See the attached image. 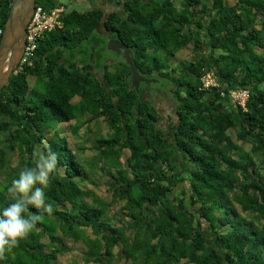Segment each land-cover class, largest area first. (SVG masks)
<instances>
[{
	"label": "trees",
	"instance_id": "16d2710c",
	"mask_svg": "<svg viewBox=\"0 0 264 264\" xmlns=\"http://www.w3.org/2000/svg\"><path fill=\"white\" fill-rule=\"evenodd\" d=\"M120 1L108 10L36 0L65 8L0 89V210L35 166L33 146L47 142L59 157L46 189L54 212L0 264H264V0ZM10 4L0 0V28ZM102 19L139 71L175 90L170 120L132 86L124 59L106 54ZM209 72L227 88L205 86ZM239 89L244 107L229 98ZM99 120L108 132L86 169L55 128L74 121L77 135ZM91 173L107 199L86 185Z\"/></svg>",
	"mask_w": 264,
	"mask_h": 264
},
{
	"label": "clouds",
	"instance_id": "9594fccd",
	"mask_svg": "<svg viewBox=\"0 0 264 264\" xmlns=\"http://www.w3.org/2000/svg\"><path fill=\"white\" fill-rule=\"evenodd\" d=\"M235 91H231V96ZM32 158L35 166L22 170L8 188L14 202L0 210V260L6 259V253L35 230L44 214L50 216L54 212L46 189L58 170L59 157L43 142L33 146ZM33 208L35 212L31 211Z\"/></svg>",
	"mask_w": 264,
	"mask_h": 264
},
{
	"label": "water",
	"instance_id": "95a60500",
	"mask_svg": "<svg viewBox=\"0 0 264 264\" xmlns=\"http://www.w3.org/2000/svg\"><path fill=\"white\" fill-rule=\"evenodd\" d=\"M36 0H11L9 11L0 37V89L7 85L10 76L16 72V68L25 45L26 25L29 21ZM106 13L104 17H106ZM104 19V18H103ZM103 19L99 25V31L104 33ZM111 34V31H108ZM106 48L122 57L130 68V81L132 86L139 91V84L146 85L152 79L139 73L133 61L130 48L125 46L119 39L109 36Z\"/></svg>",
	"mask_w": 264,
	"mask_h": 264
},
{
	"label": "rangeland",
	"instance_id": "374dc122",
	"mask_svg": "<svg viewBox=\"0 0 264 264\" xmlns=\"http://www.w3.org/2000/svg\"><path fill=\"white\" fill-rule=\"evenodd\" d=\"M58 1L61 4H68L70 0H58ZM76 2H81L83 5H85L88 8L91 6H98V7H103L106 9L108 8V10H109V8H113L116 6V2H114L113 0H76ZM227 2L232 3V2H234V0H227ZM190 47H191L190 45H187V46H184L183 48H181V50H179L176 53V59H181V58H185L186 56H188V53L190 51ZM106 54H108L109 58H115L116 57V53L113 51H106ZM166 58H167L168 62L170 63L169 65L172 66V63H171L172 57L169 55V56H166ZM202 79H203L205 86H207V85L217 86L218 85L219 88L222 90H225L227 88L225 86L222 87L220 84H218L215 76L210 72L205 74V76H203ZM29 80H32V78L29 77ZM231 91L232 90H230L229 93L227 92L229 94L230 100H232ZM168 120H170V118ZM73 123H74V121H72L70 123H64V124H62V126L60 125V126H58V128H55V129H57L60 132L61 136H65L67 138L69 145L71 146V148H73L74 152H77L80 154L79 156L81 158V161H84V167L86 169H89L88 167H90V166L88 165V163H89V161L92 160L93 156L96 153L90 147L93 145L96 137H98V134H105L108 132V127L104 124L103 120H99L98 122L94 121V123L90 122L89 124L86 123V125H83L77 131V135H76V134H74V132L72 131V128H71ZM165 124H166V127L169 128V123L167 121L165 122ZM88 126H91V128H92L91 131L89 130ZM168 134H169V132H168ZM166 137H169V136H166ZM79 147H81L82 149H80ZM244 148L247 149L248 146L244 145ZM17 160H18L17 152L16 151L10 152L9 153L10 164L11 165L13 164V166H14V162ZM186 167L190 168L191 163H187ZM91 174H88V176H86V185L88 187L93 188L98 195L105 197L106 196L105 192L101 188L97 187L95 184H92L94 175L93 174L91 175ZM184 186H186L185 182H184ZM105 198L107 199V196ZM86 200H89V199H86ZM76 248L78 249V247H76ZM79 255L80 254L78 253V259L79 258L81 259V256H79ZM65 258H62V260L64 261Z\"/></svg>",
	"mask_w": 264,
	"mask_h": 264
},
{
	"label": "built area",
	"instance_id": "2783aa9c",
	"mask_svg": "<svg viewBox=\"0 0 264 264\" xmlns=\"http://www.w3.org/2000/svg\"><path fill=\"white\" fill-rule=\"evenodd\" d=\"M64 6L60 5L46 12L42 6H34L32 15L26 25L25 45L20 56L16 71L33 56L36 49L37 41L45 32L53 30L61 25L60 15L64 10ZM3 28H0V37ZM248 92L245 89L237 90L232 93V98L237 104L244 107Z\"/></svg>",
	"mask_w": 264,
	"mask_h": 264
},
{
	"label": "flooded vegetation",
	"instance_id": "af4514ba",
	"mask_svg": "<svg viewBox=\"0 0 264 264\" xmlns=\"http://www.w3.org/2000/svg\"><path fill=\"white\" fill-rule=\"evenodd\" d=\"M113 1L116 2V8L118 9L121 1L120 0H113ZM70 7L71 8L75 7L77 9L88 8L85 5H83L81 2H76V0H72ZM102 34L104 36H108V37L111 36L112 38H116L113 36V33L110 34L108 31H105ZM139 73L152 79L148 85H146L145 82H141L139 84V90L142 89V95L144 97H147L155 106H157L156 108L160 111L161 116L165 114L166 118H168L167 116H169L170 118V116L175 115V104H176L175 95H174L175 90L172 89V86H167V85L165 86L164 84L165 81L160 79V77L157 74L153 75L147 71H139Z\"/></svg>",
	"mask_w": 264,
	"mask_h": 264
},
{
	"label": "crops",
	"instance_id": "0c3cea01",
	"mask_svg": "<svg viewBox=\"0 0 264 264\" xmlns=\"http://www.w3.org/2000/svg\"><path fill=\"white\" fill-rule=\"evenodd\" d=\"M232 101V100H231ZM228 103L230 104V106H232L233 105V102L231 103L230 101H228ZM166 136H169V134L167 133V135ZM167 138H169V137H167ZM174 150V152H175V154L176 155H179V152L178 151H176L175 149H173ZM173 153V152H172ZM182 155V154H181ZM179 156H177L176 158H174L173 160L175 161H173L174 162V164H176L177 163V160H179V158H178ZM181 157V156H180ZM182 180L185 182V185H187V178H186V176L185 177H182Z\"/></svg>",
	"mask_w": 264,
	"mask_h": 264
}]
</instances>
